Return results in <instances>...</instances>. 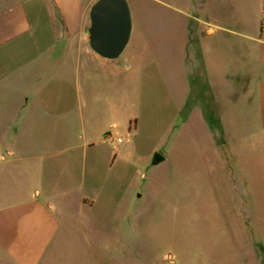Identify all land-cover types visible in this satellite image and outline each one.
<instances>
[{
	"label": "rangeland",
	"instance_id": "obj_1",
	"mask_svg": "<svg viewBox=\"0 0 264 264\" xmlns=\"http://www.w3.org/2000/svg\"><path fill=\"white\" fill-rule=\"evenodd\" d=\"M192 2L196 41L211 54L212 96L205 91L208 78L196 77V91L181 108L167 81L168 61L163 66L162 55H154L140 79L87 78L80 91L86 106L70 118L67 136L59 128L38 136L53 145L88 141L93 145L85 155L79 147L71 158L43 161L29 185L24 164L0 159V205L34 189L53 197V229L38 245L34 264H264V222L252 213L261 212L264 221V197L254 192L256 175H264V154L253 147L255 106L246 98L253 99L264 42V0ZM176 6L151 2L138 13L170 15ZM146 23L159 45L178 44L174 24ZM205 29L215 32L206 35ZM239 54L247 75L238 87L229 79ZM225 76L231 88L222 89ZM245 82L250 90L243 93ZM117 138L122 142L112 145ZM155 154L162 158L158 163ZM80 189L91 208L72 205L70 197Z\"/></svg>",
	"mask_w": 264,
	"mask_h": 264
},
{
	"label": "crops",
	"instance_id": "obj_2",
	"mask_svg": "<svg viewBox=\"0 0 264 264\" xmlns=\"http://www.w3.org/2000/svg\"><path fill=\"white\" fill-rule=\"evenodd\" d=\"M96 1L0 0V159L6 163L18 161L24 164L28 185L35 180L43 161L62 155L70 157L71 152L79 147L85 155L93 145L87 141L75 146H64L53 145L52 139L46 143L38 140L41 132L56 128L67 136L72 124L70 118L82 112L86 106L80 91L81 83L87 78L94 83L101 76L113 79L116 75H121L126 80L135 76L140 79L141 73L151 61H156L154 55H162L163 66L168 61L167 81L176 88L181 108L186 103L189 105L190 97L196 91L193 88L196 77H207L205 91L211 96L215 92L216 82L208 77L211 67L210 51L199 47L196 41L198 30H195L192 22L198 18L192 0H126L131 13V35L121 55L113 60L100 57L89 46V10ZM151 2L179 6H176L175 14L170 15L144 16L141 12L138 13L139 6L146 4L149 7ZM136 11V15L133 14ZM146 22L167 24L165 27L174 24L179 37L178 44L172 48L159 45L154 39L158 33H152L149 28L146 30V27H150V23ZM155 24L153 27H156ZM214 32L212 29L203 31L206 35ZM262 42L254 66L253 99L246 98L247 103L253 101L255 106L253 147L264 154ZM171 54L178 56L165 59V55ZM244 59L239 54L237 70L233 75L235 80L229 79L238 87L247 75ZM92 74L95 76L90 79ZM225 78L221 82L222 89L224 86L230 87L229 80L226 76ZM243 86V93L250 90L249 82H245ZM229 91L230 89L222 93L229 94ZM196 109L203 113V107L196 105ZM189 110L192 111L191 108ZM256 176L254 192L262 198L264 175L261 178ZM244 178L248 195L252 199L253 187ZM52 198L47 194L41 197L34 189L15 201L0 205L1 263L36 262L38 245L45 244L53 229L50 207L54 204L50 202ZM70 198L72 205L79 210L92 207L93 201L81 189L73 192ZM252 202L255 205L253 200ZM252 213L254 218L257 215L256 221L264 222L261 212Z\"/></svg>",
	"mask_w": 264,
	"mask_h": 264
},
{
	"label": "water",
	"instance_id": "obj_3",
	"mask_svg": "<svg viewBox=\"0 0 264 264\" xmlns=\"http://www.w3.org/2000/svg\"><path fill=\"white\" fill-rule=\"evenodd\" d=\"M90 48L108 60L118 58L129 42L132 21L126 0H97L89 10ZM162 158L155 154L154 163Z\"/></svg>",
	"mask_w": 264,
	"mask_h": 264
},
{
	"label": "built area",
	"instance_id": "obj_4",
	"mask_svg": "<svg viewBox=\"0 0 264 264\" xmlns=\"http://www.w3.org/2000/svg\"><path fill=\"white\" fill-rule=\"evenodd\" d=\"M121 142H122L121 138H117L116 140L111 141V144L116 146V145L120 144Z\"/></svg>",
	"mask_w": 264,
	"mask_h": 264
}]
</instances>
